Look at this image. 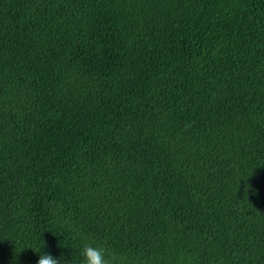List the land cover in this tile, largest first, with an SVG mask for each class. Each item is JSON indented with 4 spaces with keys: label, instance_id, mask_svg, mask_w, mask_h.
<instances>
[{
    "label": "trees",
    "instance_id": "16d2710c",
    "mask_svg": "<svg viewBox=\"0 0 264 264\" xmlns=\"http://www.w3.org/2000/svg\"><path fill=\"white\" fill-rule=\"evenodd\" d=\"M264 264V0H0V264Z\"/></svg>",
    "mask_w": 264,
    "mask_h": 264
},
{
    "label": "clouds",
    "instance_id": "9594fccd",
    "mask_svg": "<svg viewBox=\"0 0 264 264\" xmlns=\"http://www.w3.org/2000/svg\"><path fill=\"white\" fill-rule=\"evenodd\" d=\"M39 253L37 264H61L60 259L53 257L52 254L41 252V248L35 250ZM82 256L81 264H113L112 259L107 255V249L97 244L85 243L80 250ZM12 264H16L15 258Z\"/></svg>",
    "mask_w": 264,
    "mask_h": 264
}]
</instances>
